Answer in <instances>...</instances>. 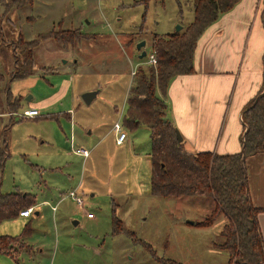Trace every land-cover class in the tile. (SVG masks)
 Instances as JSON below:
<instances>
[{
	"label": "rangeland",
	"instance_id": "1",
	"mask_svg": "<svg viewBox=\"0 0 264 264\" xmlns=\"http://www.w3.org/2000/svg\"><path fill=\"white\" fill-rule=\"evenodd\" d=\"M8 1L0 0V110L9 118L13 112L4 106V96L17 74V46L51 30L60 36L75 28L82 39L64 46L38 39L34 59L53 65L55 73L36 68L10 83L12 91L26 97L51 93L49 82L57 83L61 74L72 78L70 94L59 98L51 113L24 117L11 132L0 188L9 192L14 185L30 193L36 207L24 223L19 216L0 223V234L19 235L25 224L32 228L25 239L29 247L13 246L17 261L0 253V264H227V253L211 246L222 240V221L194 224L207 216L212 200L151 194L149 129L143 123L129 129L124 123L130 81L138 68L148 67L154 35L187 26L192 0H33L20 9ZM142 50L145 58H139ZM93 89L96 96L85 103L81 94ZM27 102L16 112L18 119ZM117 120L127 135L121 144L112 129ZM9 123L0 121V134ZM80 146L90 149L85 159L73 151ZM71 190L83 200L82 207L68 195ZM112 214L134 238L112 234Z\"/></svg>",
	"mask_w": 264,
	"mask_h": 264
},
{
	"label": "trees",
	"instance_id": "2",
	"mask_svg": "<svg viewBox=\"0 0 264 264\" xmlns=\"http://www.w3.org/2000/svg\"><path fill=\"white\" fill-rule=\"evenodd\" d=\"M32 2L33 0H11L5 4H12V7L20 9ZM238 2L239 0H192L193 18L187 26L179 31L154 35L151 49L156 63H147L146 69L138 68L134 72L127 93L128 108L124 123L129 129L136 128L140 123L149 129L150 193L164 197L210 198L213 208L205 218L194 224L206 227L218 220L222 221L219 231L222 240L212 242L211 246L227 253V264H264V244L256 219L260 208L251 203L245 165L246 157L264 152V80L258 93L242 108L244 129L240 138L241 149L234 153L186 150L183 142L176 139L177 128L166 115L164 100L156 94L157 89L164 92L174 76L193 71V54L198 38L221 14L231 10ZM51 32L53 30L41 33L38 36L39 42L43 38H52L64 46L63 43L73 45L82 39L75 28L63 30L60 36ZM43 34L44 37L41 36ZM38 39L25 41L28 46H17L20 51L15 58L17 74L10 81L33 73L34 48L39 44ZM145 57L146 55L142 58ZM262 63L264 66V54ZM6 103L13 113L21 107L19 97L10 91L6 94ZM19 120L21 119L13 121ZM8 156L6 137L0 134V169L4 167ZM34 205L35 198L30 193L4 192L0 188V223L16 218L21 210ZM111 222L112 234L123 233L134 238L135 234L126 229L115 214H112ZM31 231L30 225L25 224L19 235L0 234V253L16 260L14 253H11L15 249L13 246L16 243L20 249L29 247L25 239ZM144 244L149 246L148 243ZM170 264L183 263L171 260Z\"/></svg>",
	"mask_w": 264,
	"mask_h": 264
},
{
	"label": "crops",
	"instance_id": "3",
	"mask_svg": "<svg viewBox=\"0 0 264 264\" xmlns=\"http://www.w3.org/2000/svg\"><path fill=\"white\" fill-rule=\"evenodd\" d=\"M263 54L264 0H239L231 10L221 14L205 29L195 45L193 71L171 78L164 92L158 89L156 91V94L160 95L166 104L168 119L181 133L186 150L234 153L241 149L240 138L244 129L241 112L244 105L262 87L264 80ZM36 68L49 70L45 74L55 73L53 65H38L35 59L34 71L30 75L35 73ZM41 77L45 78V76ZM59 77L61 79L57 83H52L53 80L49 82L52 91L46 95L33 94L25 97V94L20 91H12L10 83L14 79L8 81V86L11 93L21 100V106L26 100V102L28 101L27 108L37 109L38 115H40V112L51 113L50 107L56 104L59 98L70 94L72 78L62 74ZM22 85L30 86L31 84L27 82L26 85L23 82ZM4 99L6 101V95ZM6 104L5 102L4 106ZM7 115L11 114L0 110V121L18 120L16 113H13L12 119ZM65 115L70 120L72 119L71 113L66 112ZM23 118L21 116L20 119ZM21 120L13 121L12 124H8L4 128L8 154H10L11 132ZM126 138L127 135L122 143ZM245 165L251 203L260 208L256 219L264 244V152L246 157ZM11 189L13 190L9 192H24L14 185ZM45 203L48 204L44 201L43 204ZM58 203L59 200L52 207L58 206ZM35 207L36 204L32 206V212ZM51 209L53 210V208ZM35 213L39 214V211L37 210ZM26 217L28 215H19L23 223L26 221ZM93 217L92 215L88 218Z\"/></svg>",
	"mask_w": 264,
	"mask_h": 264
},
{
	"label": "built area",
	"instance_id": "4",
	"mask_svg": "<svg viewBox=\"0 0 264 264\" xmlns=\"http://www.w3.org/2000/svg\"><path fill=\"white\" fill-rule=\"evenodd\" d=\"M146 62L148 64H152L155 65L156 63V57L154 52L152 51L150 53V55L148 56ZM38 115V111L35 108H27L23 111L22 115L23 117H34ZM113 129L116 132V143L121 144L122 141L125 139L126 137V133L124 131H122V126L120 124V122L117 120L114 124H113ZM73 151H75V153L80 154V156H82L84 159L86 157L89 156L90 154V149L85 148L83 146H80L76 149H74ZM68 195L73 198V200L80 206H83V200L81 199V197L76 193V190H71ZM55 207H53L54 209ZM32 213V206L28 207L26 209H23L19 212L20 216H27L29 214ZM87 217H91L92 213L91 212H87L86 213Z\"/></svg>",
	"mask_w": 264,
	"mask_h": 264
},
{
	"label": "water",
	"instance_id": "5",
	"mask_svg": "<svg viewBox=\"0 0 264 264\" xmlns=\"http://www.w3.org/2000/svg\"><path fill=\"white\" fill-rule=\"evenodd\" d=\"M145 44V41H140L136 44V47L137 49L139 50L143 45ZM146 55V52L145 50H142L140 53H139V58H142ZM97 94V90H88V91H85L81 94V97L82 99L85 101V103H90L93 98L96 96ZM27 99V98H26ZM176 139L178 141H182V136H181V133L179 132L178 129H176ZM76 222V221H75ZM190 223H193V221H190Z\"/></svg>",
	"mask_w": 264,
	"mask_h": 264
}]
</instances>
